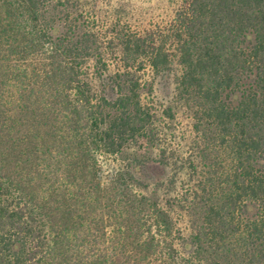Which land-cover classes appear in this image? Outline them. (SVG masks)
<instances>
[{"label":"trees","instance_id":"16d2710c","mask_svg":"<svg viewBox=\"0 0 264 264\" xmlns=\"http://www.w3.org/2000/svg\"><path fill=\"white\" fill-rule=\"evenodd\" d=\"M98 3L0 0V264H264V0Z\"/></svg>","mask_w":264,"mask_h":264},{"label":"rangeland","instance_id":"374dc122","mask_svg":"<svg viewBox=\"0 0 264 264\" xmlns=\"http://www.w3.org/2000/svg\"><path fill=\"white\" fill-rule=\"evenodd\" d=\"M97 2H99L100 9H97L94 15L99 19V22H103L104 26H108L107 28L111 27L115 18L114 9L121 7L128 13L121 17L120 22L124 24L129 22L131 28L142 30L147 27H155L156 24L163 26L168 23L178 0H97ZM120 24H118L119 27ZM99 26L101 25L99 24ZM179 120L176 127L177 134L188 133L189 118L180 113Z\"/></svg>","mask_w":264,"mask_h":264}]
</instances>
